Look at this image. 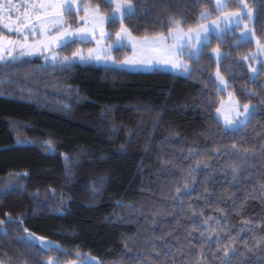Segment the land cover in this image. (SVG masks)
Listing matches in <instances>:
<instances>
[{"label": "trees", "instance_id": "16d2710c", "mask_svg": "<svg viewBox=\"0 0 264 264\" xmlns=\"http://www.w3.org/2000/svg\"><path fill=\"white\" fill-rule=\"evenodd\" d=\"M132 2L136 14L122 22L137 38L166 34L170 17L186 15L184 29L194 27L202 8H214L212 0ZM81 3L96 5L98 0ZM109 8L102 7L103 13ZM120 24H109L111 37ZM255 29L258 38L264 39V18L256 22ZM224 41L223 51L230 56L223 61L222 72L233 74L227 91L244 96L245 86L256 89L251 102L260 104L264 70L253 83L248 80L246 64H236L252 52L253 42L237 49L232 47V36L226 35ZM216 46L213 39L211 47ZM118 52L117 58L129 53L126 49ZM191 67L193 71L186 77L93 64L53 67L39 59H23L7 70L0 69V219L7 220V213L13 221L0 226V263L39 264L50 258L66 263L86 255L104 264L120 260L125 238L143 245L152 236L149 229L154 213L159 212L155 218L161 225L175 224L169 214L180 213V203L173 198L176 188L183 187L189 165L195 163L185 158L190 148H198L201 159L210 157L216 169L207 173L213 177L209 190L230 194L220 167L226 158L215 159L214 150L242 140L257 148L264 143L259 138L264 133V105L247 129L225 133L215 119V109L226 94L216 91L213 75L217 65L211 48L205 49L198 62L191 61ZM48 140L53 141L54 153L43 147ZM252 163L257 169L264 166L258 157ZM252 175L258 177L259 172ZM198 180H205V172ZM253 186L259 187L255 179L246 188L231 190L238 203L245 201ZM194 187L183 197L185 209L204 208V186ZM228 205L231 200L205 210L217 215L215 208ZM261 215L264 205L258 198H248L240 216L228 214V223L235 226L233 235L239 232L242 219ZM181 222L191 226L187 220ZM25 229L52 241L59 251L25 245L20 239ZM241 236L248 239L243 233ZM180 243H187L183 228L179 242L169 238L170 245L179 247ZM240 247L245 251L243 242ZM261 259L264 252H257L251 257L252 264Z\"/></svg>", "mask_w": 264, "mask_h": 264}, {"label": "snow or ice", "instance_id": "6c2138e0", "mask_svg": "<svg viewBox=\"0 0 264 264\" xmlns=\"http://www.w3.org/2000/svg\"><path fill=\"white\" fill-rule=\"evenodd\" d=\"M209 2L210 0H204V3ZM74 7L75 14L73 13ZM102 7H112L113 11L105 14ZM21 8H23L22 13ZM231 8L235 10H230ZM81 11L84 13L82 16ZM5 12L7 22H5ZM13 12L20 14L13 19ZM135 14L136 8L132 0H98L95 6L91 3L82 6L77 0H24L23 4L17 6L14 0H0V32L6 29L8 33L23 36V42L8 40L11 50L7 51V55H5L4 37L0 36V69L7 70L15 66L26 55L31 56L37 52L51 53L53 46L63 48L69 43H88L90 38L96 41L99 49L102 42L111 37V33L106 32L104 26L114 24L119 15L121 27L120 31L116 32L117 40L122 41L127 37L134 50L139 46L144 51L166 52V58L157 62L170 65L173 70H181L191 75L193 69L186 61L198 62L205 55V49L211 48V55L215 57L217 65L215 71V80L218 82L215 85L217 93L232 87L229 80L233 74L222 72L223 61L230 56L229 52L223 51L224 37L229 33L232 34L233 48L239 49L255 40V51L236 61L238 65L247 63V71L250 74L248 80L254 83L264 70V59H261L264 57V39L258 38L255 29L256 22L264 18V0H235V3L233 0H215L213 10L202 8L199 11L194 27H188L185 31L186 15L179 18L170 17L167 20L169 28L166 34H146L140 38L134 37L122 22ZM74 15L79 18V23L75 27L73 26ZM205 21L211 22L204 23ZM237 29L240 30L239 35H236ZM37 37H42V39H37ZM30 38L33 40L32 43H28ZM213 39L217 41L216 47H211ZM168 40L172 43L168 44ZM17 45H19V53L14 54ZM111 48L110 45L107 49H89L88 56L82 55L81 51L77 50L72 53V58L67 56L61 58L57 53H52L50 56H45V60L50 59L53 67L59 64L64 68L72 66L76 57H79L81 62H90L95 59L97 62L104 61L107 64L111 61L118 65L136 66L152 63L151 58H130L122 62L113 60L108 55ZM242 91L244 96H239L235 91L228 92L229 100L226 111L223 101L215 109L218 116L223 118L225 133H236L247 129L260 105H264V99L260 101V104L251 102V98L257 95L256 89L245 86ZM260 91L264 92V86L260 88ZM244 99H247V102H243ZM212 105L213 101L209 99L208 106L212 107ZM259 138L264 141V133L260 134ZM43 147L49 152L54 153L55 151L51 140L45 141ZM214 151L215 159L226 158L220 167L226 178L225 183L228 185L230 194L209 190L208 185L213 177L207 173H214L216 170L210 162L211 158L201 159L202 154L198 148L188 149V155L185 158L192 159L195 163L189 165L183 187L176 188V196L173 199L179 201L180 213L177 215L173 211L169 214L172 215L175 224L161 225L155 218L159 212L154 213L149 229L152 236L145 239L143 245H138L131 237L125 238L123 256L120 260L113 261L112 264H252L251 257L257 252H264V215L258 219L252 217L242 219L239 232L235 235H233L235 226L228 223L229 213L235 212L237 216H240L246 210L248 198H258L264 205V166L257 169L252 163L257 157L264 162V143L257 148L254 144L249 145L247 140H242L230 146L218 145ZM64 158L69 159L67 155ZM163 163L171 164L172 162L163 161ZM254 171L259 172L258 177H253ZM201 172H205L204 181L198 180ZM23 175L27 176L28 173L25 172ZM228 177L231 179H227ZM254 179L259 187L253 186L245 201L238 203L236 192L231 190L239 191L242 187L246 188ZM197 184H202L205 189L204 208L197 210L189 206L185 209L183 197L186 194L190 195ZM228 200H231V205L215 208L217 215H208L205 210L211 208L214 203L226 205ZM5 215L8 219H0V226L13 222L9 214ZM182 220H187L191 226H185ZM181 228L185 231L187 243H180L179 247L170 245L169 238L179 242ZM157 229H159V234H157ZM25 232L28 233V230L25 229ZM241 233L248 239L244 240ZM4 234L7 235V232L5 231ZM20 239L31 248L37 247V241H39L38 247L41 250L50 251L53 247L50 242H45L44 238L35 237L32 233ZM157 241L160 243L157 244ZM241 242H243L245 251L241 250ZM249 245L252 246L249 247ZM56 248L59 251V246ZM124 256L127 259H124ZM39 264H45L43 259L39 261ZM47 264H59V259L50 258ZM82 264H104V262L85 258ZM258 264H264V259L259 260Z\"/></svg>", "mask_w": 264, "mask_h": 264}, {"label": "rangeland", "instance_id": "374dc122", "mask_svg": "<svg viewBox=\"0 0 264 264\" xmlns=\"http://www.w3.org/2000/svg\"><path fill=\"white\" fill-rule=\"evenodd\" d=\"M214 2V5H215V0H212ZM78 3H81V0H77ZM235 2V0H234ZM14 3L19 6L21 4L24 3V0H14ZM83 6V5H82ZM95 6V5H93ZM235 10V9H234ZM233 10V11H234ZM21 13L23 12V8H21ZM75 7L73 8V13L75 14ZM113 11V8L110 7L109 8V11L107 13H110ZM105 13V14H107ZM20 13H16V12H13V19H15V16L18 15ZM84 13L83 11L80 12V15L82 16ZM5 22H7V13L5 12ZM215 18V17H213ZM116 22H121V20L119 19V15H117V20ZM211 21H205L204 23H210ZM79 23V18L76 17L75 15L73 16V26L75 27L77 24ZM105 31L106 32H110L112 34V31L111 29L109 28V24H106L105 26ZM120 27H121V24L120 26L117 28V31H120ZM187 29H185L186 31ZM239 29L236 30V35H239ZM116 32L113 34L112 37H110L109 39H107L105 42H102V44L99 46V49H98V46L96 44V41L95 40H91L90 38V42L88 43H83V42H75V43H69L68 45L70 47L65 46L63 48H59V47H56V46H53L52 47V52L49 53V52H45L43 54H40V53H34L33 55L31 56H24L23 59L25 60H35V59H39L41 60L43 63H46V64H49V65H52V61L49 59V60H45V56H50L52 53H57L61 58L67 56L69 58H72V53L77 51V50H80L82 55L84 56H88L89 54V49H107L110 45L112 46L111 50L108 51V55L111 56L113 58V60H116V61H119V62H122L126 59H130V58H137V59H143V58H151L152 60V63L150 65H136V66H131V65H122V64H113L111 61H109L107 64L104 62V61H99L97 62L95 59H93L92 61L90 62H81L79 60V57H76L74 58L75 62L74 64L76 65H90V64H93V65H96V66H101V67H108V68H115V69H122V70H125V71H128V72H132V73H138V72H141V73H150L152 71H155V70H159V71H165V72H169V73H172V74H175V75H178V76H181V77H186L187 74L183 73L181 70H173L171 68L170 65H167V64H164V63H158L157 61H162L163 59L166 58L167 56V53L164 52V51H151V50H147V51H144L142 50L139 46L137 47V49H133L132 48V45L129 41V39L127 37H125L122 41H118L117 40V37H116ZM53 35H55V33H53ZM229 36H232L231 33L227 34ZM0 36L4 37V40H3V43H4V47H5V55H7V51L8 50H11V46L8 45V40H13V41H21L23 42V36H20V35H17L15 33H8L7 30L5 29L3 32H0ZM97 36L99 37V34L97 33ZM37 39H42V37H37ZM33 40L30 38L28 43H32ZM253 42V51H255V48H256V44H255V40L252 41ZM168 44H171L172 41L171 40H168L167 42ZM72 47V49H70ZM65 48V49H64ZM64 49V50H62ZM128 50L129 53L124 57V58H117L119 55H120V50ZM19 53V45L16 46L15 50H14V54H18ZM102 54V53H101ZM213 60L215 61V57L212 56ZM261 59H264V57H261ZM188 64L191 65V61H186ZM216 63V61H215ZM246 64V68H248V65L247 63ZM250 75V74H249ZM213 78L215 80V74L213 75ZM216 84L218 83L216 80H215ZM222 87V86H221ZM223 93L226 94V96L224 98L221 99V101L224 102V105H225V111L227 110V107H228V100H229V97H228V91L225 90L223 91ZM220 101V103H221ZM220 103H219V106H220ZM218 106V107H219ZM215 119L222 125V127L224 128V121H223V118L222 117H219L218 114L215 112ZM28 233H25L24 236H26ZM35 237H40V236H37L34 234ZM45 242H50L51 245L53 246L52 248H56V244L53 243L52 241L48 240V239H45ZM39 245V241H37V246ZM51 248V249H52ZM44 251H47V250H44ZM87 258V259H96L94 257H91L89 255H86L82 260H72V261H69V262H66V263H61L59 262V264H82V261ZM49 260V259H48ZM45 261V264H47V261ZM2 264V263H0Z\"/></svg>", "mask_w": 264, "mask_h": 264}]
</instances>
